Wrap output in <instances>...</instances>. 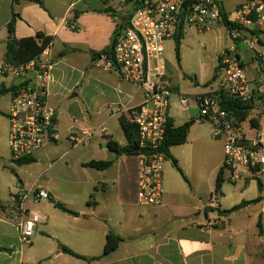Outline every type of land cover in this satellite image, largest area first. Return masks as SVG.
Wrapping results in <instances>:
<instances>
[{
	"label": "crops",
	"instance_id": "crops-1",
	"mask_svg": "<svg viewBox=\"0 0 264 264\" xmlns=\"http://www.w3.org/2000/svg\"><path fill=\"white\" fill-rule=\"evenodd\" d=\"M117 1L0 0V65L5 63L13 20L15 39L36 38L38 34L50 38L53 67L48 101L57 112L55 138L38 152L40 158L38 153L33 157V163L18 165L11 159L8 142L0 147V264H264V171L248 174L235 183L224 171L221 189L216 192L224 150L216 167L207 161H195L189 171L178 157V145L171 147L170 156L177 160L180 169L187 175L195 174V179H186L190 187L188 195H184L187 199L178 200V186L167 179L169 168L165 167L161 205L142 207L136 203L137 158L118 156L107 143L113 140L121 146L128 144L120 123L128 115L117 114L116 110L139 104L142 92L109 70L103 56L94 55L112 43L120 18L114 13L119 11ZM108 8L112 11L102 12ZM166 64L177 91L188 96L205 91V84L200 86L196 82L195 91H181L177 72ZM6 79H11V84ZM19 83L0 72V86L10 88ZM177 109L182 115L180 124ZM195 109L198 110L193 102L183 109L178 98H172L170 113L174 126L192 122L184 144L197 123H208L200 119L199 112H193ZM72 129L92 130L93 137L88 143L73 147L68 140ZM195 142L204 140L196 137ZM55 148L64 152L51 165L73 154L74 164L84 170V180L93 177L89 190L95 191L96 197L93 200L90 194L91 201L87 202L92 210L63 212L64 216H57L60 223H56L53 212H41L27 199L25 206L40 211L45 219L38 224L29 243H22L16 216L9 213V208L17 194L41 186L37 185L38 178L30 186L18 183V174L14 175L11 168L36 165ZM193 148L198 151V146ZM171 157L168 160L173 164ZM91 161L112 165L107 170L86 167ZM111 186L117 193L110 196ZM41 188L48 192L49 199L55 198L49 187ZM112 203L120 212H111ZM236 207L239 208L225 213ZM110 233L121 241L114 251L104 254ZM61 246L86 259L64 253Z\"/></svg>",
	"mask_w": 264,
	"mask_h": 264
},
{
	"label": "built area",
	"instance_id": "built-area-1",
	"mask_svg": "<svg viewBox=\"0 0 264 264\" xmlns=\"http://www.w3.org/2000/svg\"><path fill=\"white\" fill-rule=\"evenodd\" d=\"M126 1V0H122ZM137 8L129 25L116 36L113 56L103 55L106 67L142 92V101L116 113H127L137 126L140 152L136 203L142 207L159 206L164 195L167 155L162 151L169 121L172 98L185 109L195 103L202 121L213 127V137L223 142L221 168L233 183L248 174L264 171V0H241L226 10L220 0H133ZM222 27L231 45L222 52L212 80L205 91L188 96L177 91L167 73L164 58L167 40L179 32L203 34ZM244 44L251 53V73L240 49ZM52 43L29 62L0 65V72L19 80L7 112L10 124L8 147L14 162L34 157L52 144L57 112L49 104L48 83L53 61ZM239 102L256 105L251 115L241 120L227 104ZM254 119V120H253ZM246 123L248 125H246ZM93 131L72 129L68 140L73 147L88 143ZM33 203L49 199L46 190L36 186L29 193L17 194L9 213L17 219L22 243H29L38 224L44 221L40 211L30 210Z\"/></svg>",
	"mask_w": 264,
	"mask_h": 264
},
{
	"label": "rangeland",
	"instance_id": "rangeland-1",
	"mask_svg": "<svg viewBox=\"0 0 264 264\" xmlns=\"http://www.w3.org/2000/svg\"><path fill=\"white\" fill-rule=\"evenodd\" d=\"M226 10H231L233 5L241 2V0H220ZM117 5L119 11L114 12L118 19V24L122 23V17L130 14L131 5L126 1L118 0ZM231 40L228 34L223 28H216L210 32L198 34L196 32L187 31L183 34L181 39V45L179 47V54L176 51L175 39L167 40L164 44L165 54L164 58L166 62L172 66L178 75V85L181 91L185 93H191L195 91V82L200 86L209 83L214 74V69L218 65L217 56L221 50L225 47H230ZM240 49L243 52V59L247 64V68L250 70V76L255 69V64L250 63L251 53L247 51V47L244 44L240 45ZM196 78V81L194 79ZM11 79H6L8 84H11ZM194 81V82H193ZM11 100V93H7L0 99V147L4 148V144L8 142L10 124L7 117L8 107ZM262 111V107L259 109ZM178 111V120H181L182 116L180 110ZM197 114L198 110H193ZM264 124V117H261ZM182 123L183 120L178 123ZM246 125H248L246 123ZM191 133L188 143L184 145H178V157L185 166L184 169L191 171L189 166L193 165V162H205L211 163L214 167L217 166L221 157L223 156V142L220 139H216L212 135V126L210 123H202ZM196 137L204 140V143H196ZM193 144V146H191ZM198 146V151L194 150ZM64 152V149L55 148L53 152L49 154V157L41 159V161L32 166H17L13 165L11 168L14 171V175L18 174L20 181L18 183H25L30 186L37 180V185L41 187H49L52 191V195L55 198L40 201L39 204L34 203V207L41 212H53L56 216L54 221L60 223L59 217L64 216L63 212H78L79 209L91 211L92 209L87 206V202L91 201L90 194L93 195V200L96 197L95 191H90L92 178L84 180V170L75 165L73 160V154L62 160H58L54 163L59 156ZM38 153V152H37ZM36 153V154H37ZM35 154V155H36ZM37 154V158L39 157ZM178 159V161H180ZM2 161L0 160V163ZM170 166V167H169ZM165 167L169 168L167 171V179L175 182L178 186V200L187 199L184 195H188L190 191L189 179H195V174L192 172H186L182 169L183 174L179 172L175 166H173L171 160L165 161ZM89 172L91 170H88ZM186 177V178H185ZM188 181H187V180ZM117 190L113 186L109 189V195H115ZM113 199H111V202ZM184 201V200H183ZM186 202V201H185ZM55 203H61L65 210L55 206ZM111 208H109L110 210ZM120 209V208H118ZM120 212L116 210L112 203L111 212ZM59 216V217H57Z\"/></svg>",
	"mask_w": 264,
	"mask_h": 264
},
{
	"label": "trees",
	"instance_id": "trees-1",
	"mask_svg": "<svg viewBox=\"0 0 264 264\" xmlns=\"http://www.w3.org/2000/svg\"><path fill=\"white\" fill-rule=\"evenodd\" d=\"M12 1L14 3H18L21 0H12ZM127 4L131 5V7H129L131 11L130 14L122 17V23L118 24L110 47L100 53L94 54L97 57H100L103 55H107L108 57L113 56V49H114V43H115L116 36L122 29L126 28L129 25L131 16L133 12L135 11V9L137 8L136 1L134 2L133 0H127ZM111 11L112 10L108 8V9L103 10L102 12L108 13ZM9 29H10L11 36L6 44L5 62L13 66H17L19 64L29 62L33 58L39 56L44 51V49L49 45V43L52 42L50 38L44 37L41 34H38L36 38H26V39H21V40L15 39L13 37L14 20L10 23ZM182 37H183V33L179 32L175 38L177 55L179 54V47H180V42H181ZM18 88L19 86L17 85H13L10 88H6L5 86H0V98L7 93H14ZM260 105L263 108V114H264V101ZM227 107L228 109L238 114L241 120H245L251 115L256 105L255 104L245 105L239 102H233V103L227 104ZM120 123L127 137L128 144L126 146H121L116 141L109 140L107 143L108 148L114 153H116L118 156H122V155L135 156L140 152L139 143H138L137 126L130 123L127 118H122ZM191 125H192V122H187L181 126H174L173 121L170 119L165 141H164L163 148H162V151H164V153L167 155V159L171 157L170 156L171 147L184 144L187 141V137H188V133H189ZM171 159L173 161L174 166L178 169L179 172L182 173V170L178 166L177 160L172 157ZM31 163H33V157L26 158V159H23L17 162L18 165H29ZM111 165H112L111 162H103V161H91L85 164L86 167L97 169V170H107ZM223 173H224L223 168H220L217 181H216V192H218L221 189L222 183L224 181ZM55 206L59 207L62 210H65V207L61 203H55ZM238 208L239 207H236L230 211H225V213L233 212ZM259 227L261 228V223H259ZM120 241L121 239L119 237L110 233L107 236V242L105 245L104 254H109L112 251H114L118 247ZM61 249L64 253L69 254L73 257H76L79 259H86L85 257L72 252L66 246H61ZM1 250L2 249L0 248V251Z\"/></svg>",
	"mask_w": 264,
	"mask_h": 264
},
{
	"label": "water",
	"instance_id": "water-1",
	"mask_svg": "<svg viewBox=\"0 0 264 264\" xmlns=\"http://www.w3.org/2000/svg\"><path fill=\"white\" fill-rule=\"evenodd\" d=\"M72 214H73V213H72ZM73 215H76V216H77L78 214H73Z\"/></svg>",
	"mask_w": 264,
	"mask_h": 264
}]
</instances>
